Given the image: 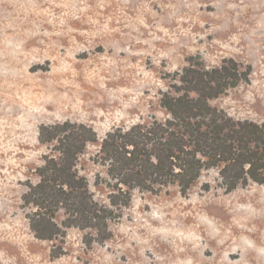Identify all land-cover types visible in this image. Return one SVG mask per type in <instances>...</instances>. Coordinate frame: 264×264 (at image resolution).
Masks as SVG:
<instances>
[{"label":"rangeland","instance_id":"374dc122","mask_svg":"<svg viewBox=\"0 0 264 264\" xmlns=\"http://www.w3.org/2000/svg\"><path fill=\"white\" fill-rule=\"evenodd\" d=\"M190 56L251 65L211 103L264 124V0H0V264H264V184L226 192L216 169L188 195L136 190L104 243L78 227L40 239L30 226L22 195L49 150L41 124L85 122L102 139L163 119L161 91ZM98 152L89 143L79 170L108 203Z\"/></svg>","mask_w":264,"mask_h":264},{"label":"trees","instance_id":"16d2710c","mask_svg":"<svg viewBox=\"0 0 264 264\" xmlns=\"http://www.w3.org/2000/svg\"><path fill=\"white\" fill-rule=\"evenodd\" d=\"M187 61L170 74L168 88L161 91L167 113L163 119L152 116L115 126L102 139L85 122L41 124L39 140L49 150L35 170L37 179L25 182L22 195L38 238L61 240L67 228L78 227L104 243L136 190L157 193L177 186L188 195L210 169L217 170L226 192L252 182L264 184V124L236 119L211 103L248 82L251 65L231 57L218 66L207 65L200 56ZM91 142L99 144L95 162L106 169L107 176L98 183L108 187V203L95 197L79 170V159ZM202 188L210 190V182Z\"/></svg>","mask_w":264,"mask_h":264}]
</instances>
